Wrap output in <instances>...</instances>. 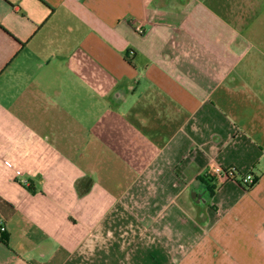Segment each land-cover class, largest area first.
Instances as JSON below:
<instances>
[{
  "label": "crops",
  "instance_id": "crops-1",
  "mask_svg": "<svg viewBox=\"0 0 264 264\" xmlns=\"http://www.w3.org/2000/svg\"><path fill=\"white\" fill-rule=\"evenodd\" d=\"M218 2L0 0V264H264V0Z\"/></svg>",
  "mask_w": 264,
  "mask_h": 264
},
{
  "label": "rangeland",
  "instance_id": "rangeland-1",
  "mask_svg": "<svg viewBox=\"0 0 264 264\" xmlns=\"http://www.w3.org/2000/svg\"><path fill=\"white\" fill-rule=\"evenodd\" d=\"M205 1L206 3H213L215 5H217L218 0H203ZM232 2H234V0H232ZM73 45L69 44L68 45V48H69V52H71V48H72ZM56 49V46L55 45H41V44H37V45H33L31 48H30V51H29V55L32 56V58H35L36 59V63H38L40 57H49L50 54H53V50ZM64 52H68L67 49H63L62 47V53ZM239 179L241 180L242 177L241 175L238 176ZM199 193H202L201 190L197 189L195 192H198ZM209 200V194L208 193H204L203 195V199H202V202H207Z\"/></svg>",
  "mask_w": 264,
  "mask_h": 264
},
{
  "label": "built area",
  "instance_id": "built-area-1",
  "mask_svg": "<svg viewBox=\"0 0 264 264\" xmlns=\"http://www.w3.org/2000/svg\"><path fill=\"white\" fill-rule=\"evenodd\" d=\"M231 171H233V170L232 169L224 170L221 167H217L214 170V173L221 176L224 179L231 180L232 178L229 177V176H231ZM242 181H243V184L246 186H251L255 183L254 176L251 174L250 175L245 174L244 177H242ZM5 230H6L5 227L0 228L1 232H4Z\"/></svg>",
  "mask_w": 264,
  "mask_h": 264
},
{
  "label": "trees",
  "instance_id": "trees-1",
  "mask_svg": "<svg viewBox=\"0 0 264 264\" xmlns=\"http://www.w3.org/2000/svg\"><path fill=\"white\" fill-rule=\"evenodd\" d=\"M43 2V1H42ZM44 3V2H43ZM233 171H231V176H229V177H231L233 180H236V181H238L239 182V184L241 185V186H243L246 190H248V191H250V190H252L253 189V187L255 186V184L258 182V178L257 177H255L254 175H253V173L252 172H249V173H247V174H251V175H253L254 176V180H255V183L253 184V185H251V186H246V185H244L243 184V181H242V179L240 180L239 179V175H241V177H244V174H241V173H239V172H237L236 170H234V169H232ZM1 241H4V242H6V238H4V239H0Z\"/></svg>",
  "mask_w": 264,
  "mask_h": 264
},
{
  "label": "water",
  "instance_id": "water-1",
  "mask_svg": "<svg viewBox=\"0 0 264 264\" xmlns=\"http://www.w3.org/2000/svg\"><path fill=\"white\" fill-rule=\"evenodd\" d=\"M193 197H194V198L201 199V196H200V195H198L197 193H194Z\"/></svg>",
  "mask_w": 264,
  "mask_h": 264
}]
</instances>
